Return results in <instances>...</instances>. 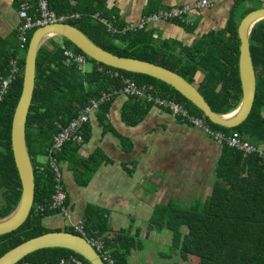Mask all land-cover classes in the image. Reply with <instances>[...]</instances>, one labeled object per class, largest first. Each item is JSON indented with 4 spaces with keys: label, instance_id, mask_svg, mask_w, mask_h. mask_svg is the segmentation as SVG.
I'll list each match as a JSON object with an SVG mask.
<instances>
[{
    "label": "trees",
    "instance_id": "trees-1",
    "mask_svg": "<svg viewBox=\"0 0 264 264\" xmlns=\"http://www.w3.org/2000/svg\"><path fill=\"white\" fill-rule=\"evenodd\" d=\"M106 1L49 0V6L57 14L78 13V19H69L66 23L78 28L101 49L120 57L167 67L179 74L198 89L215 113L225 114L236 108L241 100L242 86L239 75V23L235 13L230 15L225 28L209 32L192 46H180L172 41H156L149 29L109 33L96 19L112 20L117 28L122 25L113 19L112 12L106 8ZM96 13L99 16L94 19ZM34 31L28 33L26 52ZM17 33L13 35V50L5 52L0 60V77L8 74L10 61L18 56L20 43ZM47 41L50 45H43L37 57L36 79L25 131L35 172V203L19 230L0 237V256L48 232L75 234L69 226L51 228L44 224V219L60 213L58 210L36 211L37 203L51 200L55 192L53 172L38 159L50 153L57 133L67 127L91 100L99 99L109 90L123 87L118 74L133 79L139 85L151 84L160 95L172 97L191 115L208 121L213 129L224 131L227 135L237 133L252 145L264 147V19L253 27L250 36L257 91L247 118L232 128L208 120L203 112L163 80L105 66L88 57L92 69L82 73L75 64L67 63L60 44L53 37ZM62 45L66 49L72 48L70 50L77 55L83 54L65 38ZM25 57L19 60L21 70L25 66ZM200 72L204 80L198 83L196 76ZM22 90L23 77L18 76L0 104V219L17 208L22 195V184L10 144L11 124ZM113 100L99 107L100 120ZM152 105V102L130 98L121 115L127 124L134 126L144 119ZM83 135L84 141H87L89 124L84 127ZM75 153L76 147L70 144L57 157L61 163L73 165ZM86 163H80L77 173L78 185L81 186L87 184L95 170V166ZM215 179L212 194L203 203L195 202L190 207L181 208L172 200H167L164 205L155 206L153 218L146 225L145 236L150 231L160 235L169 233V251L159 253L160 264H264V166L256 154L244 157L223 143ZM66 203H69V195ZM96 212L91 206L85 209L83 217L87 234L104 241V251L111 254L115 264H128L131 251L142 248V232L139 230L134 235L125 230L109 233L108 216ZM69 256L88 264L74 252L61 248L39 250L21 262L57 264L60 259Z\"/></svg>",
    "mask_w": 264,
    "mask_h": 264
},
{
    "label": "crops",
    "instance_id": "crops-1",
    "mask_svg": "<svg viewBox=\"0 0 264 264\" xmlns=\"http://www.w3.org/2000/svg\"><path fill=\"white\" fill-rule=\"evenodd\" d=\"M197 1L200 0H108L106 8L112 12L113 19L122 26L117 28L112 20L105 19L116 30L114 31L99 19H94L99 21L106 31L113 34L163 7L193 4ZM208 1L209 7L194 14L191 24L187 26L171 21H156L144 29L151 30L155 40L160 43L172 41L180 46H192L195 41L209 32L225 28L232 13H235L240 24L244 13L248 14L264 6V0ZM19 6L20 0H0V40L2 41L0 60L5 52L13 50L11 48V45L15 44L13 35L18 31L17 27L21 23L18 16ZM70 14L79 16L78 13ZM94 16L99 15L96 13ZM17 38H19L18 33ZM44 45L46 46L45 43ZM17 58L21 60L20 49ZM203 80L204 75L198 73L196 82L200 83ZM156 90V94L162 96L157 88ZM129 99L130 97L126 96L115 98L102 120H100V111L92 114L89 122V139L81 146L74 145L76 153L73 165L64 162L61 166L69 195L68 211L71 221L82 219L85 222L83 214L86 207L97 206L106 211L109 233L125 230L130 235H134L139 230L142 232L143 224L152 220L155 206L164 205L167 200H172L181 208H187L195 202L203 203L208 199L216 180L222 145L208 136L204 130L192 127L188 122L173 117L171 112L154 104L140 123L129 125L121 115L122 108ZM139 101L148 102L144 98H139ZM48 156L49 154L45 160L42 158L38 160L42 165L50 167ZM93 158L94 162L91 161ZM81 162L95 166L94 172L84 186L78 185L77 173ZM51 171L53 172L52 169ZM193 189L208 193L204 198L193 197L188 202V198L177 199L179 196L176 193L190 192ZM158 195H162L160 200ZM140 199L153 202L148 215L140 213V208L144 207ZM121 215L129 216L133 224L134 217L141 216L142 219L136 221V226L130 223L126 228L110 223L112 220H122L124 217ZM62 216L61 213L50 215L44 219V224L51 228H65L66 223ZM84 231L88 237H93L87 234L85 223ZM160 237H165L168 241L169 233L165 232ZM144 238L145 234L143 238L140 235L142 241ZM141 244L140 251H131L128 264H137L134 258L139 260V253L144 251L143 242Z\"/></svg>",
    "mask_w": 264,
    "mask_h": 264
},
{
    "label": "water",
    "instance_id": "water-1",
    "mask_svg": "<svg viewBox=\"0 0 264 264\" xmlns=\"http://www.w3.org/2000/svg\"><path fill=\"white\" fill-rule=\"evenodd\" d=\"M263 19L264 6L246 14L238 26L240 38L239 75L242 96L236 108L225 114L215 113L194 85L167 67L164 68L139 59L120 57L105 51L69 23L57 22L36 28L27 50L23 72V90L10 131L11 152H13V160H15L22 184V195L17 208L8 216L0 219V237L19 230L30 216L35 203V172L26 145L25 131L36 79L37 57L48 38H65L85 56L102 65L163 80L203 112L208 120L217 125L232 128L247 118L257 91L250 36L253 27ZM51 248L70 250L82 257L88 264H105L96 250L83 237L64 231L48 232L20 244L0 256V264H18L32 253Z\"/></svg>",
    "mask_w": 264,
    "mask_h": 264
},
{
    "label": "built area",
    "instance_id": "built-area-1",
    "mask_svg": "<svg viewBox=\"0 0 264 264\" xmlns=\"http://www.w3.org/2000/svg\"><path fill=\"white\" fill-rule=\"evenodd\" d=\"M210 2L208 0H200L193 4L181 5V6H167L159 9L158 11L146 15L138 22H132L126 25L122 29L118 30L122 33L128 31H135L144 29L152 22L156 21H171L172 23H180L181 25L191 24V18L194 14L203 11L209 7ZM18 16L21 23L17 27L19 37V49L25 50L28 43V33L38 27L45 26L57 22H65L69 19H77V14L55 13L49 6V0H20V6L18 10ZM98 18V16H94ZM102 23L108 25L110 30L116 31L105 19L99 18ZM61 49L64 52V56L67 59V63L75 64L82 73L84 72L85 64L88 60L84 54H75L71 50L66 49L64 45H61ZM11 68L6 76L0 77V104L8 94L11 85L14 84L18 76H20L22 70L19 66V59L15 58L10 61ZM121 77L124 86L122 88L109 90L102 94L99 99H93L90 103L76 116L67 127L63 128L57 133L53 140V146L51 147L47 161L54 174V189L55 192L52 199L46 203L37 204V212H45L46 210H58L60 213L68 218L67 225L72 228L76 235L83 237L99 254L102 261L105 264H115L113 258L109 253L104 251V244L102 240L94 237H88L84 231L83 220L71 221L68 211V204L66 203L68 198V191L66 187V180L62 171L60 160L58 159V153H61L67 145L74 144L81 146L84 141V127L89 124L91 115L98 112L99 107L112 101L118 96H126L130 98H144L148 102H152L155 106L167 110L172 113L173 117H179L182 120L188 122L192 127L200 128L212 137L217 143H225L227 147L236 150L243 154L244 157L256 154L260 164L264 166V147H256L245 141L237 133L233 135H227L224 131L213 129L208 121L204 118H199L191 115L186 107L171 97L157 95V90L152 85H139L133 79L125 76ZM43 169V168H42ZM21 264H32L30 262H20ZM19 264V263H18ZM57 264H82L80 260L73 256L60 259Z\"/></svg>",
    "mask_w": 264,
    "mask_h": 264
},
{
    "label": "rangeland",
    "instance_id": "rangeland-1",
    "mask_svg": "<svg viewBox=\"0 0 264 264\" xmlns=\"http://www.w3.org/2000/svg\"><path fill=\"white\" fill-rule=\"evenodd\" d=\"M53 38H54L55 42L60 44V46L63 44V38H61V37H53ZM45 44L49 45L47 40H46ZM70 49H72V48H70ZM26 53H27L26 50H20L21 60L26 56ZM25 59H26V57H25ZM91 69H92V64L89 60H87V62L85 64L84 72H90ZM23 72H24V68L22 69V72L20 74L21 77H23ZM41 158H42V160H45V157H40L39 159H41ZM207 193H208V191H204V190L200 191L198 189H196V190L193 189L190 192L185 191V192L176 193V195L179 196V198H177L178 200H181V199L187 200V198H188V200H187V202H188L193 197L204 198ZM161 197H162V195H158V200H160ZM146 199H148V198H146ZM140 201H142L143 206H144V207L140 208V213H144L145 215H148L150 213L152 206H153V202H150L148 200L145 201L143 199H140ZM92 208H94L97 211L96 213H98L100 215L106 214V211H103L102 209H100L97 206H94ZM123 215H125V214L123 213ZM123 215H121V217H124ZM62 217L64 219V222L67 223L68 218L65 215H63ZM83 219H84V217H83ZM130 219L131 218L129 216H127V217L122 218V220H117V221L112 220V221H110V223L112 225L123 226L126 228L130 223L133 226L134 225L136 226V221L139 219L141 220L142 217L141 216L140 217L139 216L134 217V220H133V222H135L134 224L130 221ZM143 225H144V228H143V231L141 233L142 238L144 237V234L146 232L145 230H146L147 224L144 223ZM142 242H143V250L144 251L142 253L141 252L139 253V260H138V258L137 259L134 258V261L136 260L137 264H159L160 260H159V254L158 253L169 251L168 246H163V244H165V245L167 244V242H168L167 239L165 237L164 238L160 237L159 234H156L154 232H151V231L148 232Z\"/></svg>",
    "mask_w": 264,
    "mask_h": 264
}]
</instances>
